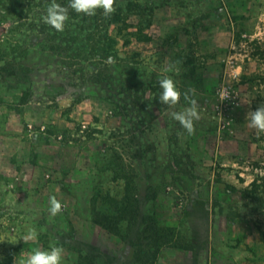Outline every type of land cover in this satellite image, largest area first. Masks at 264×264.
<instances>
[{"label": "rangeland", "instance_id": "1", "mask_svg": "<svg viewBox=\"0 0 264 264\" xmlns=\"http://www.w3.org/2000/svg\"><path fill=\"white\" fill-rule=\"evenodd\" d=\"M52 2L0 0V264L50 245L63 264H264V133L246 121L264 0H116L69 8L63 31ZM185 92L191 134L171 116Z\"/></svg>", "mask_w": 264, "mask_h": 264}, {"label": "clouds", "instance_id": "2", "mask_svg": "<svg viewBox=\"0 0 264 264\" xmlns=\"http://www.w3.org/2000/svg\"><path fill=\"white\" fill-rule=\"evenodd\" d=\"M116 0H68V7L56 3L55 0L48 6L46 14L42 19L48 25L54 27L57 31H63L65 22L69 18V8L76 13H82L86 16H94L97 10H102L101 14L105 17L115 13ZM173 71L167 68L165 72ZM178 71V69H175ZM160 93L159 102L173 106L176 105L181 98V91L177 87L176 81L171 75H164L159 79ZM194 91V90H191ZM184 98L189 100L190 107L184 111H174L171 116L176 121H179L181 126L191 134L194 131V120L199 119L197 111V101L189 97L188 93H183ZM248 126L254 129L257 134L264 133V105L251 110L246 115ZM62 205L55 197L50 199L49 212L54 217L60 213ZM39 233L35 228H30L23 236L24 241L38 239ZM22 264H63V248L59 245H50L48 249L36 248L22 261Z\"/></svg>", "mask_w": 264, "mask_h": 264}, {"label": "trees", "instance_id": "3", "mask_svg": "<svg viewBox=\"0 0 264 264\" xmlns=\"http://www.w3.org/2000/svg\"><path fill=\"white\" fill-rule=\"evenodd\" d=\"M111 22H113V21H111ZM109 39H110V37H109Z\"/></svg>", "mask_w": 264, "mask_h": 264}]
</instances>
